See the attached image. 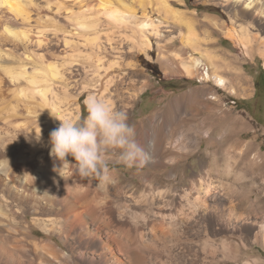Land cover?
Masks as SVG:
<instances>
[{"label":"bare ground","instance_id":"bare-ground-1","mask_svg":"<svg viewBox=\"0 0 264 264\" xmlns=\"http://www.w3.org/2000/svg\"><path fill=\"white\" fill-rule=\"evenodd\" d=\"M131 1L100 0L99 11L91 12L95 19L80 17L81 21L73 20V15H64L67 8L62 1L0 0V29L9 41L4 46L12 52L5 49L11 64L3 62L5 55L0 53V159L7 158L10 162L9 167L5 159L0 169V264H226L229 261V242L223 237L210 236L208 217L212 210L208 203L217 205L221 222L240 220L242 215L236 213L233 205L218 204L222 198L213 196L217 194L211 186L200 187L194 193L193 172L188 173V166L183 165L193 155V117L201 113L199 109L193 110V94L190 106L160 108L147 121L136 123L131 113L139 89L131 82L126 83L132 77L122 60L126 53L132 59L141 55L150 58L157 41L170 42L171 47L180 44V48L171 50L170 56L180 62L182 73L198 76L206 83L213 82L220 89H229L230 80L223 75L229 65L217 63L204 50L205 45L216 40L206 27L203 33L198 32L197 17L191 18L180 8L185 0ZM196 1L228 11L232 27L227 28L226 35L245 48L261 38L264 0ZM53 5L57 6V13L52 12ZM62 10H65L63 14ZM33 13L40 21L49 18L57 22L60 18L63 25L37 28L30 35L32 29L25 28L32 24ZM102 14L105 20H100ZM89 15L83 17H93ZM208 20L218 26L216 19L208 17ZM98 21H105L111 27L105 44L100 42L102 37L95 29ZM116 28L124 33L131 30V35L120 33L116 39L112 32ZM181 28L185 31L181 32ZM17 41L21 46L24 42L20 50ZM8 44L13 45L12 49L7 48ZM88 47L98 54L97 61H93L91 51L83 54L82 50ZM52 48L66 55L61 64L56 60L52 63L51 58L45 61L41 54H49L47 51ZM70 53H74L73 57ZM110 55L114 56L111 61L107 59ZM164 62L172 68L168 59ZM136 64L126 67L136 69ZM230 67L239 74L237 67ZM88 94L103 96L118 110L126 111L128 123L136 129L137 141L152 156V162L144 167L149 171L139 181L134 175L128 186L123 187V176L110 167L109 182L97 186L95 179L80 177L73 165L59 170L62 163L50 155V132L59 126L58 118H80L81 100ZM210 99L218 102L216 95ZM118 155V152L109 154L110 166L121 164ZM67 159L70 164L76 163L71 156ZM28 216H32L31 222L27 221ZM32 227L49 239L32 237ZM258 228L257 236L264 234V222Z\"/></svg>","mask_w":264,"mask_h":264},{"label":"rangeland","instance_id":"rangeland-1","mask_svg":"<svg viewBox=\"0 0 264 264\" xmlns=\"http://www.w3.org/2000/svg\"><path fill=\"white\" fill-rule=\"evenodd\" d=\"M58 1L65 2L67 8V12L62 10L60 13L63 14L65 11V16L67 14L73 15V20L74 18L75 20L81 18L83 20L95 19L96 16L93 14L100 9V0ZM124 1L127 3L132 2L131 0ZM184 2V5L180 6V8L187 11L191 18L193 16L197 17L198 32L203 33V30L207 28L211 34L213 33L212 38L216 41L205 45L204 50L207 49L214 56L217 63L229 65H226L227 68L223 73L230 80L229 89H220L213 82L200 81L198 76H185L181 71L180 62L171 57L172 51L180 48V44L171 47L170 42L157 41L155 42V47L151 50L152 52L150 51V58H147L146 55H141L138 58L136 57V59H132L128 53L123 57L122 63L124 65L137 63L136 69H131L125 65L127 72H131L132 77V80H128L129 82L127 81L126 83L129 84L131 82L139 89L134 101L135 109L131 113V119L136 123H142L147 121L160 108L167 109L170 106H185L186 104L190 106L192 103L190 95L193 94V110L199 109L201 113L193 117V122L191 123L193 125V155L188 162L183 164L188 166V173L193 172V192L195 193L200 187L211 186L217 194L213 196H219L217 198H222L223 200L222 203H220L222 200H219L218 204H223L225 207L233 205L236 208V213L242 215L240 220L237 219L238 221L227 219L228 221L224 220V222H221L219 221V213L216 212L215 208L217 205L209 202V207L212 210L208 217L211 226L210 236L214 239L223 237L229 242V261L226 264H264V234L257 236L258 226L264 222V126L260 125V122L257 123L251 119L252 117L246 112L248 111L246 106L243 105L245 103L244 98L250 95V89L251 87L253 88V85H251L253 77L260 72L264 75V32L259 33L260 36L262 35L260 38L262 40L259 39L252 43L250 47L245 48L238 41L230 39L226 35L227 28L232 27L231 14L228 11L196 0H185ZM51 7L52 12L54 10L57 13V6L53 5ZM88 13L90 14L89 16L93 17H83L84 15L87 16ZM142 14V11L139 12V17ZM32 15L33 20H30V24L32 22L30 26H33L25 28V30L32 29L30 35H33L37 28L51 29L54 25H63V21H59L60 18H58L57 22L51 20L52 24H49L51 23L49 18L48 20L43 18L40 21V18H37L35 13ZM100 16L101 19L98 16L100 20L106 19L103 14ZM103 16L105 19H103ZM151 16L157 18L158 14H151ZM208 17L216 19L218 26H213L209 20L206 22ZM98 22L99 25L97 24L95 29L99 30L98 32L100 33L96 30L94 32H97L100 38L102 37L100 42L105 44L107 32H110L109 28L111 27L105 21ZM38 24L42 25L38 27ZM43 25H47V27ZM17 29L21 30L23 28L17 27ZM123 31L120 28L112 30V32H115L114 36L116 39L121 34H125L127 37L131 35V30L125 31V33ZM180 31L184 32L185 30L181 28ZM0 34L3 35V37L0 35L2 39L0 40V53L3 55L4 52L5 55L6 47L4 44L9 41L6 39L7 35L5 36L3 29H0ZM17 42L16 45L18 46L21 42ZM23 45L24 42L22 43ZM12 46V44H8L7 48L12 49ZM22 46L19 44L18 48H22ZM127 46V44L126 46L124 45L126 52ZM159 47L162 51L159 50ZM86 49L82 50L83 54L87 51L94 52L89 47ZM49 51H47L49 54L41 53L45 61L51 58L50 61L52 63L57 61V64H61L67 58L65 54L58 52L55 48L49 49ZM78 54L76 55L78 56ZM6 55L3 58L4 61L2 60L3 62L6 61L5 63L11 61V58L6 57ZM69 55L73 57L74 53ZM96 55L98 54L93 53L92 58L95 57L93 61L99 59ZM78 57L82 58L81 56ZM6 58H8V61ZM107 59L111 61L114 56H107ZM163 59H168L172 64V68L166 65ZM78 62L76 63L78 64ZM230 66L237 67L239 74L236 75ZM124 85L126 87V84ZM231 86L234 89L231 90ZM125 87L124 90L126 89ZM211 95H216L218 102L212 101L210 99ZM7 96L9 95L7 94ZM84 98L81 100L83 114L80 118L86 115V109L83 104ZM110 167H112V170H118L123 176V187L128 186L129 179L132 180L134 175H136V181H139L149 171L148 168L129 169L123 164L109 165ZM31 218L32 216H28L27 221L31 222ZM32 231V237L37 240L42 238L49 239V236L36 227H32Z\"/></svg>","mask_w":264,"mask_h":264},{"label":"clouds","instance_id":"clouds-1","mask_svg":"<svg viewBox=\"0 0 264 264\" xmlns=\"http://www.w3.org/2000/svg\"><path fill=\"white\" fill-rule=\"evenodd\" d=\"M83 104V118L60 119L54 115L60 124L50 132V155L62 163L59 170L73 165L80 177L95 179L97 186H101L110 180L112 152H118L119 162L129 169H142L152 162L151 154L137 141L136 129L128 123L126 111L118 110L109 99L96 94H88ZM69 156L75 164H70ZM5 159L10 167L9 160L3 158L0 169Z\"/></svg>","mask_w":264,"mask_h":264},{"label":"crops","instance_id":"crops-1","mask_svg":"<svg viewBox=\"0 0 264 264\" xmlns=\"http://www.w3.org/2000/svg\"><path fill=\"white\" fill-rule=\"evenodd\" d=\"M253 88L250 89V95L244 98L246 111L249 116L260 125L264 126V75L260 72L253 77ZM245 110V109H244Z\"/></svg>","mask_w":264,"mask_h":264},{"label":"built area","instance_id":"built-area-1","mask_svg":"<svg viewBox=\"0 0 264 264\" xmlns=\"http://www.w3.org/2000/svg\"><path fill=\"white\" fill-rule=\"evenodd\" d=\"M235 104V102H233Z\"/></svg>","mask_w":264,"mask_h":264}]
</instances>
